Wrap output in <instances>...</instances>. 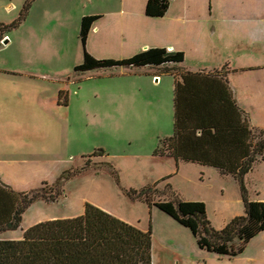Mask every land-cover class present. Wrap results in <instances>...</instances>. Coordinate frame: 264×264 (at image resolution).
I'll list each match as a JSON object with an SVG mask.
<instances>
[{
    "label": "rangeland",
    "instance_id": "1",
    "mask_svg": "<svg viewBox=\"0 0 264 264\" xmlns=\"http://www.w3.org/2000/svg\"><path fill=\"white\" fill-rule=\"evenodd\" d=\"M145 2L0 0V24L15 23L0 35V179L23 190L42 183L27 190L40 198L20 225L75 217L87 203L149 230L151 264H264V250L254 246L232 257L200 249L188 229L153 205L172 193L203 202L218 230L234 204L213 168L154 155L158 138L172 131V79L155 82L147 67L74 71L83 58V16H100L84 45L97 59L128 58L156 41H196L194 32H179L178 5L203 8L214 23V0H172L160 18L144 15ZM208 40L214 44V34Z\"/></svg>",
    "mask_w": 264,
    "mask_h": 264
},
{
    "label": "trees",
    "instance_id": "2",
    "mask_svg": "<svg viewBox=\"0 0 264 264\" xmlns=\"http://www.w3.org/2000/svg\"><path fill=\"white\" fill-rule=\"evenodd\" d=\"M169 3L170 0H147L144 15L160 18ZM99 18L87 15L80 20L83 58L74 67L76 72L147 67L166 73L174 70L167 68L168 64L184 60L182 52L162 47L148 48L123 59H97L85 51L84 45ZM14 24H0V35ZM180 77L173 94L172 134L158 140L154 155L215 167L223 174L233 175L239 183L244 215L215 230L206 219L203 202L182 201L172 193V199L153 205L188 229L200 249L232 257L264 231V202L248 200L243 184V177L253 164L264 161V130L249 124L225 83L214 73H186ZM60 181L53 186L57 188ZM39 198L37 192L16 193L0 182V233L18 229L26 208ZM54 200L55 196H51L49 201ZM234 240L239 243L236 248L231 245ZM150 249L149 230H139L86 203L78 216L36 223L25 229L19 240L0 239V264H151Z\"/></svg>",
    "mask_w": 264,
    "mask_h": 264
},
{
    "label": "crops",
    "instance_id": "3",
    "mask_svg": "<svg viewBox=\"0 0 264 264\" xmlns=\"http://www.w3.org/2000/svg\"><path fill=\"white\" fill-rule=\"evenodd\" d=\"M210 6L208 5L209 10H212ZM193 8L187 4L178 5L173 19L178 23V30L182 35L185 30L194 32L197 36L196 41H192L190 38L186 39L187 47H179L174 44L164 47L163 43H159V41L151 45L148 43L143 45L147 49L162 47L167 51H180L184 55V60L181 63L167 65V68H174L173 71L161 73L153 69L154 73H151L153 77H156L155 82H157V77L162 76L172 79V112L174 88L177 81L181 82V74L214 73L218 79L225 83L234 103L243 111L249 124L264 130V0H214V23L211 12L208 14L206 11L204 12L203 8L200 11ZM204 15L208 17L203 22L193 21L195 18H204ZM209 26L211 27L209 28ZM213 34L214 44L208 40ZM213 45L214 56H211ZM172 131L169 134L161 135L158 140L170 136ZM157 157L172 159L171 157ZM173 162L176 163L174 160ZM213 169L223 182V190L226 188L225 185L230 187L234 198L230 213L228 212V216L224 217V226L232 218L244 215V205L236 178L233 175L221 173L218 168L214 167ZM0 182L16 193H24L30 188H38L42 185L39 182L32 185L33 187L26 185L23 190L18 186L8 185L2 179ZM243 184L248 200L264 202L263 160H258L253 164L250 171L244 175ZM34 224L36 223H31L29 227ZM27 228L20 225L16 229L18 232H13L14 234L10 231L15 230H8V234H5L7 231H4L0 233V239L19 240ZM250 246L264 250V231L253 237L245 248Z\"/></svg>",
    "mask_w": 264,
    "mask_h": 264
}]
</instances>
